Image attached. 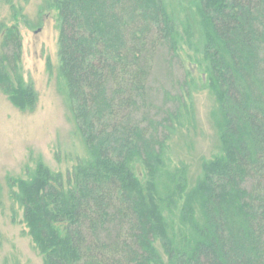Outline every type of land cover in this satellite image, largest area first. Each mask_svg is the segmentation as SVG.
<instances>
[{
	"label": "trees",
	"instance_id": "16d2710c",
	"mask_svg": "<svg viewBox=\"0 0 264 264\" xmlns=\"http://www.w3.org/2000/svg\"><path fill=\"white\" fill-rule=\"evenodd\" d=\"M52 4L60 70L88 158L73 172L45 167L19 182L15 196L45 264H264V0L195 1L208 37V78L220 99L223 148L204 162L187 194L181 172L163 171L193 86L188 71L179 75L180 31L166 0ZM21 55L12 26L0 51V88L33 108L37 94L18 72ZM134 162L168 178L161 189L167 207H178L184 193L186 234H161L153 196L162 180L156 189L142 187ZM193 201L199 219L187 217Z\"/></svg>",
	"mask_w": 264,
	"mask_h": 264
},
{
	"label": "rangeland",
	"instance_id": "374dc122",
	"mask_svg": "<svg viewBox=\"0 0 264 264\" xmlns=\"http://www.w3.org/2000/svg\"><path fill=\"white\" fill-rule=\"evenodd\" d=\"M195 1L166 0L180 31L179 75L185 76L188 71L193 86L188 108L167 143L163 171L181 172L186 179L185 184L181 183L186 194L195 189L203 176L204 162L221 155L223 148L220 99L208 78V37L200 24ZM12 26H18L22 39L18 72L34 87L37 102L33 108H23L0 88V264H45L38 234L15 192H19L21 180H33L40 168L73 172L88 158V152L60 70L58 11L52 0H0V51L6 31ZM134 164L135 178L142 187L156 189L154 181L159 184L162 180L160 192L156 189L153 196L154 216L161 218V234H186L190 228L181 220V210L187 203L184 193L181 198L176 197L178 207H167L170 198L162 195L161 189L168 178L152 175L141 163ZM194 216L200 218L199 203L193 201L187 217ZM156 246L166 258L160 241Z\"/></svg>",
	"mask_w": 264,
	"mask_h": 264
}]
</instances>
